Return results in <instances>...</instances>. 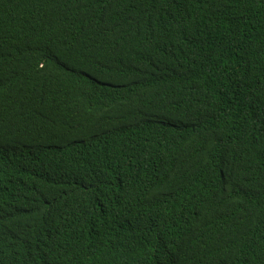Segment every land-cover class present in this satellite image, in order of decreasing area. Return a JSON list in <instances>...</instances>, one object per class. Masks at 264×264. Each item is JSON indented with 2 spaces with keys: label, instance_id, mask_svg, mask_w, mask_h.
<instances>
[{
  "label": "trees",
  "instance_id": "1",
  "mask_svg": "<svg viewBox=\"0 0 264 264\" xmlns=\"http://www.w3.org/2000/svg\"><path fill=\"white\" fill-rule=\"evenodd\" d=\"M0 264H264V0H0Z\"/></svg>",
  "mask_w": 264,
  "mask_h": 264
}]
</instances>
